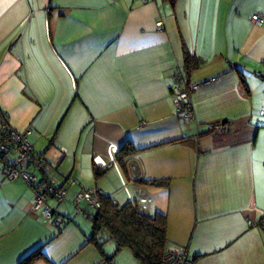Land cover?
Listing matches in <instances>:
<instances>
[{
    "label": "crops",
    "instance_id": "crops-1",
    "mask_svg": "<svg viewBox=\"0 0 264 264\" xmlns=\"http://www.w3.org/2000/svg\"><path fill=\"white\" fill-rule=\"evenodd\" d=\"M253 15L264 20V0H0V110L19 132L49 131L73 108L63 132L77 139L38 153L68 189L65 203L50 202L67 222L59 232L0 166V264H96L92 225L71 201L94 187L117 204L116 179L127 201L150 199L144 214L166 217L169 246L192 264H264V24ZM185 51L199 62L189 74ZM179 70L196 84L189 122L173 110ZM216 123L228 132L211 133ZM126 143L134 151L123 156Z\"/></svg>",
    "mask_w": 264,
    "mask_h": 264
},
{
    "label": "built area",
    "instance_id": "built-area-1",
    "mask_svg": "<svg viewBox=\"0 0 264 264\" xmlns=\"http://www.w3.org/2000/svg\"><path fill=\"white\" fill-rule=\"evenodd\" d=\"M252 23L258 26L264 24L263 18L259 15L250 17ZM193 55V52H190ZM263 78V74L259 73ZM174 84L171 87L173 94V110L177 119L189 122L193 119V106L191 103V93L196 89V84L188 82L182 71H178L174 76ZM264 117V113L260 112ZM226 123H216L209 125L211 133L228 132ZM34 132V127L30 124L24 131L18 132L8 124L7 115L0 110V166L2 177L6 180L20 179L30 187L33 193L32 210L39 212L43 221L49 223L58 232L66 226L63 215L55 207L50 205L54 201L60 206L65 203L68 189L66 185L58 186L51 179L50 174L56 169V165L45 154H38L34 151L29 138ZM111 147L110 156L115 152ZM64 152V151H62ZM96 162V159H94ZM67 185H76V179L68 177L64 182ZM125 192L127 184L122 183ZM104 192L100 189L89 187L78 190L71 201L74 211L91 221L95 213L101 208V198ZM129 196V195H128ZM129 201L135 202L142 211L146 209L150 199L140 197L133 200L129 196ZM264 226V216L259 222ZM96 264H114L101 256ZM160 264H192L184 249L169 247L163 255Z\"/></svg>",
    "mask_w": 264,
    "mask_h": 264
},
{
    "label": "trees",
    "instance_id": "trees-1",
    "mask_svg": "<svg viewBox=\"0 0 264 264\" xmlns=\"http://www.w3.org/2000/svg\"><path fill=\"white\" fill-rule=\"evenodd\" d=\"M167 1L174 4L176 0ZM198 65L199 62L194 59L193 55L186 51L183 53V67L186 73L189 74ZM133 151L129 147V143H126L120 149L123 156H128ZM101 174L102 172L97 168L93 169L95 179L100 177ZM151 184L166 186L167 182L163 180L152 181ZM101 204V208L90 221L92 235L88 239V244H92L101 253V256L111 261V258L106 257L104 252H102V244L98 240L99 235L106 232L110 240L115 243L117 251L125 248L130 250L140 264H160L168 248L173 247L169 246L167 239L166 217L161 214L147 216L136 206L135 202L129 200L126 204L119 207L106 195L101 198ZM36 254L28 256L24 261H32L37 258Z\"/></svg>",
    "mask_w": 264,
    "mask_h": 264
},
{
    "label": "rangeland",
    "instance_id": "rangeland-1",
    "mask_svg": "<svg viewBox=\"0 0 264 264\" xmlns=\"http://www.w3.org/2000/svg\"><path fill=\"white\" fill-rule=\"evenodd\" d=\"M66 110L67 109H65V111H63V115L66 114V120L65 121H60L61 118L58 117L56 119V121L53 122L49 131L37 129V131H34L33 135L30 136L29 140H30L31 144L33 145L34 151L36 153L43 152L45 149L48 148V145L50 146L51 143L54 145L56 144V146H58L57 142H59V144H64L68 148V150H71V146H73V144L74 145L77 144V139H75L76 138L75 134L63 132V127H65V125H68L69 128H71V124H72V123L67 124L66 121H67V119H69V116L72 114L73 108L69 112ZM262 112L264 113V110ZM52 114H53V108L51 106L50 107L47 106L44 110V114H43L42 122H41L44 124V126L47 124L48 121L51 122ZM53 128H54L55 137L52 135L54 133L50 134L51 129H53ZM24 130H22V131H24ZM22 131H19V132H22ZM79 135L80 134H77V137H79ZM85 142H86V144L91 142V139L89 140V137H87V133H84L82 135V138L80 140L79 149L82 148V146L85 144ZM57 148H59V146ZM85 162H86L85 163L86 166L90 165L91 164L90 163L91 162L90 157L86 156ZM70 167L68 166V168H70ZM61 168H60L59 172L61 171ZM85 174L90 178V172L87 169L85 171ZM107 178H108V180H110V179H113V176L108 175ZM115 185H116L115 191H116L117 196L115 197L114 200L116 201L117 205L119 207H121L127 203V198L124 195L122 183L120 184V181H118L116 179ZM88 223L91 225L90 221ZM98 240H99L100 244H102V252H104L106 257H110L111 261L114 264H140L139 261L134 258L133 254L131 253L130 250L125 248V249H120L117 251L115 243L112 240H110V238L108 237V234L106 232L101 233L98 237ZM178 248H180V247H178Z\"/></svg>",
    "mask_w": 264,
    "mask_h": 264
}]
</instances>
